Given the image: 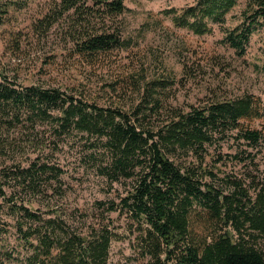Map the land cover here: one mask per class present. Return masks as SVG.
<instances>
[{
    "label": "trees",
    "instance_id": "16d2710c",
    "mask_svg": "<svg viewBox=\"0 0 264 264\" xmlns=\"http://www.w3.org/2000/svg\"><path fill=\"white\" fill-rule=\"evenodd\" d=\"M29 1L0 0V27ZM240 1L198 0L173 20L202 36L218 25L245 56L264 30V0H248L241 24L225 28ZM126 11V0H53L37 31L64 27L70 58L95 65L132 47ZM131 85L135 100L107 106L0 71V264H112L121 241L133 251L122 264H264V129L253 124L264 102L214 92L184 108L171 102L175 80ZM73 176L98 180L104 198L71 207Z\"/></svg>",
    "mask_w": 264,
    "mask_h": 264
},
{
    "label": "rangeland",
    "instance_id": "374dc122",
    "mask_svg": "<svg viewBox=\"0 0 264 264\" xmlns=\"http://www.w3.org/2000/svg\"><path fill=\"white\" fill-rule=\"evenodd\" d=\"M197 1L126 0L127 11L120 22L132 47L113 51L99 63L88 65L70 58L73 52L63 35L64 27L56 26L44 36L38 33L37 26L53 0H30L24 8L13 10L9 21L0 27V71L17 74L25 85L78 90L107 106L135 100L131 82L142 77L175 80L171 102L184 108L200 104L214 92L226 97L254 95L264 102V30L253 35L247 54L240 56L222 43L224 30L218 25H211V31L203 36L176 26L174 17ZM247 2L241 0L228 12L225 28L241 24ZM15 54L22 57L23 64ZM253 124L264 129V121ZM262 166L264 169V159ZM75 178H66L74 187L69 194L71 207L86 208L94 199L104 198L98 180L85 177L78 184ZM204 218L197 212L192 217L193 228L200 235L205 230ZM128 243H114L112 264L125 263L133 256Z\"/></svg>",
    "mask_w": 264,
    "mask_h": 264
}]
</instances>
